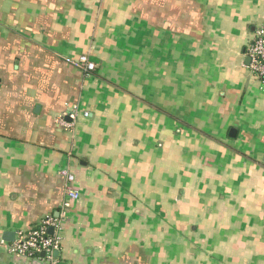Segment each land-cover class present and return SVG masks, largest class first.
<instances>
[{
    "label": "crops",
    "instance_id": "crops-1",
    "mask_svg": "<svg viewBox=\"0 0 264 264\" xmlns=\"http://www.w3.org/2000/svg\"><path fill=\"white\" fill-rule=\"evenodd\" d=\"M263 23L264 0H0V242L58 216L66 169L59 264H264Z\"/></svg>",
    "mask_w": 264,
    "mask_h": 264
},
{
    "label": "built area",
    "instance_id": "built-area-1",
    "mask_svg": "<svg viewBox=\"0 0 264 264\" xmlns=\"http://www.w3.org/2000/svg\"><path fill=\"white\" fill-rule=\"evenodd\" d=\"M243 56L249 59L247 69L252 77L264 83V23L254 30L252 40L245 46ZM66 61L84 72H93L96 68L95 63L85 55ZM69 112L64 114V117L67 116L72 120L78 115L75 106H72ZM82 115L87 117L88 114L84 112ZM59 123L62 126H68L64 118H61ZM59 174L65 179V199L62 202L61 211L58 216L43 217L36 226L28 230L18 231L12 242H0L4 253L9 257V264H16L17 260L32 261L35 264H59L56 253L59 254L62 242L65 210L71 201L79 198L77 190L73 187V175L66 169L61 170Z\"/></svg>",
    "mask_w": 264,
    "mask_h": 264
},
{
    "label": "water",
    "instance_id": "water-1",
    "mask_svg": "<svg viewBox=\"0 0 264 264\" xmlns=\"http://www.w3.org/2000/svg\"><path fill=\"white\" fill-rule=\"evenodd\" d=\"M246 63H249V59L246 58ZM235 136V130L231 129L229 132V137H234ZM51 229L49 230V232L51 233ZM15 235L12 232H4L2 235V241L5 242H12L14 240ZM56 255H58V253H56Z\"/></svg>",
    "mask_w": 264,
    "mask_h": 264
}]
</instances>
